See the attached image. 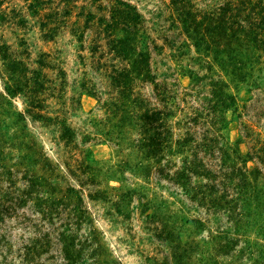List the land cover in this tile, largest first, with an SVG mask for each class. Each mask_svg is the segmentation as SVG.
<instances>
[{"label":"rangeland","instance_id":"rangeland-1","mask_svg":"<svg viewBox=\"0 0 264 264\" xmlns=\"http://www.w3.org/2000/svg\"><path fill=\"white\" fill-rule=\"evenodd\" d=\"M0 264H264V0H0Z\"/></svg>","mask_w":264,"mask_h":264}]
</instances>
